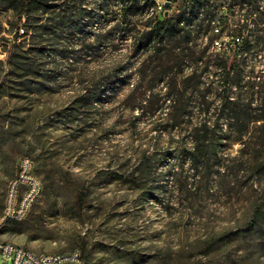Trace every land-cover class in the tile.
Masks as SVG:
<instances>
[{
    "label": "rangeland",
    "instance_id": "obj_1",
    "mask_svg": "<svg viewBox=\"0 0 264 264\" xmlns=\"http://www.w3.org/2000/svg\"><path fill=\"white\" fill-rule=\"evenodd\" d=\"M108 1L102 6L100 0H82L89 12L82 17L86 32L97 34L98 24L121 14L118 0ZM153 1L149 12L155 13L157 1L170 2L175 16L183 0ZM214 12L215 26L224 32L218 40L231 42L218 22L230 11L219 1ZM18 28L15 13L0 5V240L37 254L79 250L81 264H264V221L254 232L248 228L255 209L264 210V174L251 175L245 159L228 160L239 157V143L222 147L231 157L221 161L228 168L225 176L193 178L179 151L185 127L170 134L158 123L167 112L163 101L156 117L128 105L141 78V59L134 57L131 40H84L74 61L61 63L47 89L38 91L36 82H28L39 79L9 65L18 46L28 48ZM208 54L218 52L211 48ZM253 56L246 73L264 68V53ZM189 72L185 66L183 73L167 78ZM89 93L100 94L99 106L76 107V99ZM69 111L77 114L70 125ZM251 129L258 136L264 123ZM146 150L165 159L158 170L163 175L155 187L157 199L145 195L148 181L140 158ZM23 157L33 161L43 191L24 221H8L6 203ZM173 168L184 169L181 189L167 173ZM137 169L143 175H134Z\"/></svg>",
    "mask_w": 264,
    "mask_h": 264
},
{
    "label": "trees",
    "instance_id": "obj_2",
    "mask_svg": "<svg viewBox=\"0 0 264 264\" xmlns=\"http://www.w3.org/2000/svg\"><path fill=\"white\" fill-rule=\"evenodd\" d=\"M100 1L102 6L109 5L108 0ZM219 1L230 11L218 22L232 38L231 49L209 55L214 41L224 34L223 30L215 34L214 3ZM118 2L121 14L106 24H98L95 34L84 29L87 23H83L82 17L89 12L82 8V0H0V5L15 13L18 33L28 41L26 50L18 46L11 54L9 65L26 77L39 79L28 83L36 82L38 91H45L61 63L74 61L84 40L95 37L100 42L114 36L116 40H131L134 57L141 59V78L128 105L141 110L143 115L156 117L161 109L158 104L163 101V106H167L165 122L158 123L166 125L163 130L170 134L185 127V141L179 145V151L189 163L193 178L226 175L228 168L221 161L230 154L222 150L225 142L241 145L239 157H230L229 161L245 159L251 175L264 174V131L257 136L251 129L252 125L264 123V68L248 73L244 70L249 55L257 58L264 53V0H183L179 13L167 18L149 12L153 0ZM99 18L104 20L105 16ZM229 53H233L232 58L217 56ZM185 66L189 74L167 78L183 73ZM99 101L100 94L89 93L78 97L75 105L86 111L98 107ZM73 117L77 119V114L69 111L65 118L68 125ZM164 161V155L149 154L147 150L140 158V164L145 163V195L149 199H157L155 187L163 175L158 170ZM139 171L133 174L143 175ZM167 173L181 189L178 178L184 169L173 168ZM263 221L264 210L256 208L248 228L254 232Z\"/></svg>",
    "mask_w": 264,
    "mask_h": 264
},
{
    "label": "built area",
    "instance_id": "obj_3",
    "mask_svg": "<svg viewBox=\"0 0 264 264\" xmlns=\"http://www.w3.org/2000/svg\"><path fill=\"white\" fill-rule=\"evenodd\" d=\"M165 3L155 2V15L165 13ZM220 32L217 27L215 33L218 35ZM212 49L217 52H229L231 45L223 39H216ZM42 191L43 183L35 173L33 161L23 157L20 160L19 173L11 182L4 214L5 220L24 221ZM0 259L5 264H81L82 253L75 250L69 253L37 254L18 244L0 240Z\"/></svg>",
    "mask_w": 264,
    "mask_h": 264
},
{
    "label": "water",
    "instance_id": "obj_4",
    "mask_svg": "<svg viewBox=\"0 0 264 264\" xmlns=\"http://www.w3.org/2000/svg\"><path fill=\"white\" fill-rule=\"evenodd\" d=\"M165 7H166V11L164 13V17L167 18L170 15V13H169L170 2H166Z\"/></svg>",
    "mask_w": 264,
    "mask_h": 264
}]
</instances>
